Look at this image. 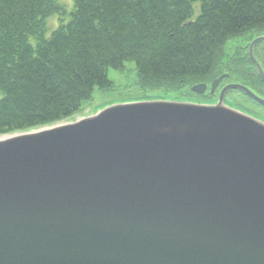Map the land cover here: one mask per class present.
Wrapping results in <instances>:
<instances>
[{"label":"water","instance_id":"water-1","mask_svg":"<svg viewBox=\"0 0 264 264\" xmlns=\"http://www.w3.org/2000/svg\"><path fill=\"white\" fill-rule=\"evenodd\" d=\"M226 91L0 135V264H264V120Z\"/></svg>","mask_w":264,"mask_h":264},{"label":"trees","instance_id":"trees-1","mask_svg":"<svg viewBox=\"0 0 264 264\" xmlns=\"http://www.w3.org/2000/svg\"><path fill=\"white\" fill-rule=\"evenodd\" d=\"M67 13L58 0H0V135L75 116L130 61L142 89L194 96L223 74L231 41L264 30V0H73Z\"/></svg>","mask_w":264,"mask_h":264},{"label":"flooded vegetation","instance_id":"flooded-vegetation-1","mask_svg":"<svg viewBox=\"0 0 264 264\" xmlns=\"http://www.w3.org/2000/svg\"><path fill=\"white\" fill-rule=\"evenodd\" d=\"M264 30L263 32L247 35L242 39L229 43L224 62V76L215 91L212 93V84L219 78H215L208 90L200 95L202 99L212 97L211 100H198L190 96L191 100L214 103L219 98L224 88L227 89L225 102L234 108L240 109L250 115L264 120ZM248 88L257 98L251 96L242 88ZM208 93V94H207ZM197 99V100H196Z\"/></svg>","mask_w":264,"mask_h":264},{"label":"rangeland","instance_id":"rangeland-1","mask_svg":"<svg viewBox=\"0 0 264 264\" xmlns=\"http://www.w3.org/2000/svg\"><path fill=\"white\" fill-rule=\"evenodd\" d=\"M60 3L64 4L67 9V16L65 17V22L70 20V12L73 10V0H58ZM199 12V5L197 4V11ZM62 20L59 16L55 15L47 20L48 36L59 27ZM32 43L35 45L36 40L32 39ZM124 70H118L110 68L108 75L111 81L114 82V87L110 90H101L99 88L95 89L93 99L87 101L83 104L80 112L73 117L80 115H90L93 114L109 105L126 103L138 100H182L179 96L174 93L166 92L164 90H151L142 89L137 81V67L134 61L127 62ZM221 77V76H220ZM219 77V78H220ZM208 94V93H207ZM195 98L198 100H211L212 97L202 99L199 94ZM216 100L218 97L215 98Z\"/></svg>","mask_w":264,"mask_h":264}]
</instances>
